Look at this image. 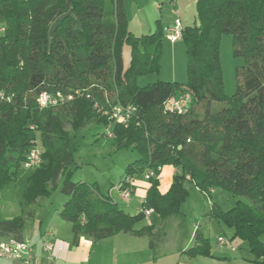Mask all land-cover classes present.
<instances>
[{"label":"trees","instance_id":"trees-1","mask_svg":"<svg viewBox=\"0 0 264 264\" xmlns=\"http://www.w3.org/2000/svg\"><path fill=\"white\" fill-rule=\"evenodd\" d=\"M164 26L137 36L129 29L124 0H0V193L17 179L39 135L43 163L32 171L20 205L21 215L5 218L0 205V238L24 240L26 217L47 198L58 180L69 196L61 217L72 224L73 243H94L119 232L148 236L155 249V225L136 228L151 208L161 219L177 215L190 196L186 181L207 197L216 190L238 199L223 210L213 203L210 218L233 229L232 239L248 244L254 264H264V0H198L197 24L183 28L189 82L159 80L140 87L138 75L158 73ZM233 35L237 92L228 96L220 56L221 37ZM131 48L125 66L123 48ZM178 89L191 91L196 105L181 113L165 102ZM74 93V99L41 108V92ZM215 102L223 106L214 108ZM135 110L128 124L106 112L115 105ZM70 125V129H67ZM90 125L111 127L118 148L138 157L126 168L135 179L154 174L142 210L124 211L95 184L71 179V131ZM177 169L165 194L162 167ZM211 243L198 227L184 253L211 257Z\"/></svg>","mask_w":264,"mask_h":264},{"label":"rangeland","instance_id":"rangeland-1","mask_svg":"<svg viewBox=\"0 0 264 264\" xmlns=\"http://www.w3.org/2000/svg\"><path fill=\"white\" fill-rule=\"evenodd\" d=\"M197 1L198 0H124V5L128 17L129 29L137 36L146 35L154 32L159 25L171 26L176 19H180L183 26H194L197 24ZM221 64L224 76V89L228 96H233L237 92V68L243 65L244 58L234 55L233 35L224 33L220 44ZM123 59L125 66L130 64L131 48L125 45L123 48ZM188 57L186 43L183 39L172 42L164 36L162 44V60L158 73L138 75L136 83L143 87L149 83L159 80L166 82H178L183 86L189 82ZM176 96L186 108L196 105V99L191 91L178 89ZM214 108L223 106V103L215 102ZM67 125V129H70ZM103 125H90L78 131H71L69 144L74 152V160L70 166L72 169L71 179L75 183H91L99 188L101 193L109 196L110 188L120 184L121 179L126 174L127 166L132 163L138 155L128 149L118 148L113 137H109ZM38 145L44 148L39 135ZM28 171L22 165L18 169L17 179L10 183L0 196L7 197L1 204H7L9 209L6 211L7 217L21 215L23 209L20 205L23 193L27 186ZM144 178H140L143 180ZM63 179L58 180V186L52 189L47 198L40 199L43 206L35 207L41 215L48 213L47 219L57 218L62 224L64 231L69 232V222L61 217L63 205L68 201L69 196L61 191ZM185 187L189 190L190 196L184 202L181 212L177 215L161 219L157 214L145 217L139 222L136 228L145 225H155L154 241L157 247L167 252L175 247L176 255H183L181 250L182 243L194 230L196 223L205 232L206 229L212 230L211 240L213 243L219 234L222 237H229L231 230L217 219H211L207 214L213 203L219 204L224 210L230 209L238 199L248 201L246 198L233 196L232 194L216 189L210 196H205L191 181L185 182ZM114 198L121 202L118 191L115 190ZM110 197V196H109ZM134 199V198H133ZM138 200L134 199V203ZM39 208V209H38ZM40 215V216H41ZM211 221L209 220V218ZM39 221L26 217V228ZM210 226V227H209ZM148 237V236H147ZM149 240V238H148ZM156 247V248H157Z\"/></svg>","mask_w":264,"mask_h":264},{"label":"crops","instance_id":"crops-1","mask_svg":"<svg viewBox=\"0 0 264 264\" xmlns=\"http://www.w3.org/2000/svg\"><path fill=\"white\" fill-rule=\"evenodd\" d=\"M176 171L177 169L171 165H166L161 168L158 176L160 181L159 190L161 193L165 194L168 192ZM124 177L121 179L120 184ZM120 184L113 185V187L110 188L109 196L127 213L132 215L139 213L142 210V205L148 188L150 187V183L145 178L143 180L137 178L134 192L128 200L122 199L119 191ZM115 190L118 191L121 202L114 198ZM133 198L137 199L138 202L134 203ZM5 199H7L6 196H0L3 217L12 218L6 216V211L9 209V206L5 203L1 204V201ZM37 205L41 208L43 203H40L39 200L38 204L33 205L35 210V217L33 219L35 222L39 221V224L36 226V223H33L29 226L28 230L25 226L23 236L24 240L28 241L34 247L38 264H44L46 260L47 253L43 247L45 241H49L55 245L54 251L59 256L58 262L60 264H182L183 262L189 264H254V258L250 253L248 244L240 239H232L233 229L230 228L231 234L229 237L226 236L224 238V242L219 241L222 234H219L213 243L211 237L208 236H212V230L206 229L205 232L203 231L206 238H208L211 243V257H190L185 254L184 252L195 243V232L199 227L198 223H196L194 230L182 243V249L180 250L183 255L179 254L178 257L175 253L179 247H175L168 252L166 250L163 252L161 250L162 248L159 247L152 249L148 240L149 237L137 236L126 232H119L96 243L82 237L79 244L75 245L73 243L72 224L69 223V232L64 231L63 227L65 224L60 222L63 220H58L56 217L52 220L47 219L48 213L41 215L38 212L40 209L38 208L39 210H37V208H35ZM154 215L156 214L153 213L146 217ZM211 219L209 218L210 221ZM0 264L19 263L0 258Z\"/></svg>","mask_w":264,"mask_h":264},{"label":"built area","instance_id":"built-area-1","mask_svg":"<svg viewBox=\"0 0 264 264\" xmlns=\"http://www.w3.org/2000/svg\"><path fill=\"white\" fill-rule=\"evenodd\" d=\"M183 24L180 19H176L171 26H164L163 30L168 40L176 42L182 39ZM74 93H63L62 91L48 92L43 91L40 93L37 101L41 108L56 107L70 102L74 99ZM0 100L10 101L11 96H7L4 92H0ZM166 108H171L179 113L185 110V105H182L177 96L168 99L165 102ZM134 108L131 106L115 105L110 112H106L109 118L114 122H120L128 124ZM109 137H113V133H107ZM43 163V148L36 142L28 152L26 159L23 163L24 168L28 171H34L39 168ZM153 172L149 171L145 174V179L148 180L153 176ZM136 179L133 176H125L122 180L119 191L122 199L128 200L135 189ZM146 215H151L154 210L151 208L143 210ZM220 242H224V238H219ZM45 252L47 253L44 264H60L58 262L59 256L55 253V245L49 241L43 243ZM0 258L17 262L19 264H38V260L35 257L34 247L25 240H16L14 238L0 239ZM182 264H189L183 262Z\"/></svg>","mask_w":264,"mask_h":264}]
</instances>
